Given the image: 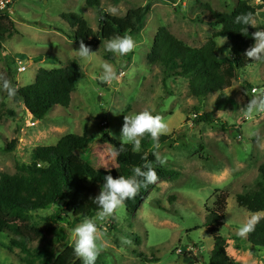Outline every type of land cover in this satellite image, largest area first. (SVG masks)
Listing matches in <instances>:
<instances>
[{"label":"rangeland","instance_id":"374dc122","mask_svg":"<svg viewBox=\"0 0 264 264\" xmlns=\"http://www.w3.org/2000/svg\"><path fill=\"white\" fill-rule=\"evenodd\" d=\"M12 1L6 13L16 32L0 45V77L22 88L35 83L40 69H61L74 61L81 74L69 108L54 107L44 120L33 119L35 126L28 125L32 117L21 103L0 92V171L16 174V163H30L36 147L54 146L70 134L90 137V148L82 156L97 168L111 169L116 166V158L103 137L109 135L120 142L124 116L149 110L168 125V132L162 135L168 141L160 143L159 152L167 158L164 166L180 172L181 177L161 181L157 189L148 192L135 214L123 206L98 222L103 250L96 264H209L214 241L206 218L212 211L216 190L229 192L223 219L226 225L221 229L229 255L236 264H264V248L236 234L241 224L254 215L238 205L237 196L255 189L262 181L264 166V114L247 120L239 110L264 91V65L241 71L232 88L223 92L229 107L216 112L218 94L197 99L191 94L188 79L172 77L164 81L163 68L148 62L161 28L194 49L213 38L219 47L220 38H225L218 37L222 28L212 27L209 13L201 7L209 5L216 12L231 13L240 0H102V9L117 17L147 4L152 9L144 28L131 35L136 42L133 52L113 56L105 52L103 46L108 40H104L92 49L97 54L87 65L74 52L79 45L73 42V16L97 31V9L88 8L86 0ZM247 1L259 5L258 1ZM255 18L254 26L264 30V9ZM229 47L227 39L223 47L217 48L218 57L223 58L222 53ZM19 60L27 67L24 73L18 71ZM104 62L123 73L112 85L96 79ZM245 83L251 86L247 96L243 94ZM196 108L213 113L215 126L197 124ZM14 140L16 149L7 150ZM55 214L56 207L29 213V223L49 233L29 246L34 254L57 257L67 246H73L74 227L52 220ZM258 215L264 217V212ZM62 232L68 235L65 243L60 242ZM12 238L10 233L0 234V264H26L25 259L30 257L11 244ZM31 259L41 264L37 257ZM152 259L156 261L150 262Z\"/></svg>","mask_w":264,"mask_h":264},{"label":"trees","instance_id":"16d2710c","mask_svg":"<svg viewBox=\"0 0 264 264\" xmlns=\"http://www.w3.org/2000/svg\"><path fill=\"white\" fill-rule=\"evenodd\" d=\"M254 1H258L259 5L252 6L247 0H240L231 13L216 12L209 5L201 7L209 13L212 27L221 26L222 31L218 37L228 39L232 49L230 59L218 57L216 38L209 40L203 47L194 49L178 40L168 29L161 28L148 55L149 64L163 68L164 81L172 77L188 79L191 94L197 99H207L218 94L215 111H225L230 101L223 92L232 88L241 71L252 66V61L246 57L245 52L254 44L251 37L258 29L254 25L249 26L247 35L241 32L243 26L235 24L234 20L237 15L247 12L256 16L259 10L264 9V0ZM86 6L97 9L98 29L94 31L85 20L73 16V42L79 45L83 41L91 49L116 35L139 33L152 9L147 4L142 8L130 9L124 17H117L102 9V0H86ZM15 32L9 14L0 13V45ZM80 74L81 69L75 61L61 69H40L35 83L22 88L16 87V95L12 98L21 103L34 120L42 121L56 106L69 108ZM250 91L251 86L245 83L244 96ZM194 111L197 124L205 122L215 126L213 113H202L197 108ZM8 114L14 116L12 112ZM103 141L112 149L120 146V142L109 135H105ZM167 141L165 136L159 139V143ZM91 143L90 137L70 134L54 146L36 147L30 163H16V174L0 171V234L10 233L14 236L11 244L30 257L25 259L26 264H35L31 259L33 256L41 264H82L75 256L73 246H67L57 257L47 256L46 253L34 254L29 246L45 239L49 233L32 226L28 221L29 213L56 207L58 214L52 220L73 228L84 218L96 215L97 207L92 200L99 194L104 176L127 177L132 174L134 167L151 162L157 173V181L142 186L136 196L124 204L128 212L135 214L148 192L157 189L161 181H175L181 177L180 172L156 163L150 151L149 137L142 140L139 153L133 152L132 146L127 145L126 150L116 157V166L111 169L97 168L85 160L82 155L90 148ZM16 144L17 140H14L7 150L14 151ZM145 154L147 161L144 159ZM261 173L262 181L254 190L237 196L238 205L254 214L264 212V166ZM228 199V191L216 190L212 211L206 218L208 233L214 241L209 264H236L228 253V242L221 233L226 225L223 219ZM67 239L68 235L62 232L60 242L65 243ZM246 240L255 247L264 248V217L259 218L254 231L248 234ZM138 243L140 244L139 241ZM153 261L156 259L150 260Z\"/></svg>","mask_w":264,"mask_h":264},{"label":"clouds","instance_id":"9594fccd","mask_svg":"<svg viewBox=\"0 0 264 264\" xmlns=\"http://www.w3.org/2000/svg\"><path fill=\"white\" fill-rule=\"evenodd\" d=\"M234 23L242 25L241 32L247 33L248 27L256 23V18L252 12L237 15ZM251 39L254 44L249 47L245 55L252 61L251 65H264V30H256ZM222 43L227 42V38H220ZM106 53L113 56L124 57L133 52L136 42L131 35H116L110 38L103 46ZM80 62L87 65L93 60L97 53L93 52L83 41L80 42L78 50L74 51ZM232 49L229 47L222 53L224 59L231 58ZM101 71L96 79L104 85H112L123 75L118 73L111 63L104 62L100 65ZM16 87L6 78L0 77V92H6L9 98L16 95ZM239 113L247 120H253L256 116L264 114V91H260L240 108ZM168 132V125L160 115H153L149 110L139 111L131 115L124 116V123L120 134V146L114 147L111 151L113 158L118 157L126 150L127 145L132 146V151L139 153L142 147V140L149 137L151 140V153L155 157L156 163L163 166L167 163V158L160 155L159 138ZM257 135L256 133H252ZM147 161V154L144 156ZM157 173L151 162H146L142 166L132 169L129 176L106 175L103 178L99 194L92 200L97 207L95 218H84L71 230V241L73 252L82 264H96V261L103 250L100 242L98 222H103L108 217L113 216L116 211L122 208L125 202L136 196L142 186L153 184L157 181ZM259 221V215L254 214L248 218L236 230L240 238H246L253 232Z\"/></svg>","mask_w":264,"mask_h":264},{"label":"built area","instance_id":"2783aa9c","mask_svg":"<svg viewBox=\"0 0 264 264\" xmlns=\"http://www.w3.org/2000/svg\"><path fill=\"white\" fill-rule=\"evenodd\" d=\"M13 1L12 0H0V13L2 12H7L8 10H10V6L12 5ZM18 71L19 73H24L27 71V67L25 65V63L22 60L18 61ZM253 93H256L257 90L253 89L252 91ZM32 122L30 121L28 123L29 126H35V122H33V118H31Z\"/></svg>","mask_w":264,"mask_h":264}]
</instances>
